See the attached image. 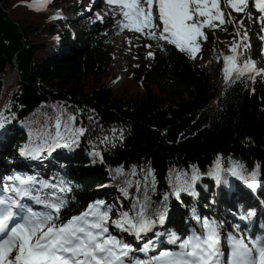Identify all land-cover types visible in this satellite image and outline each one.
Wrapping results in <instances>:
<instances>
[{
    "label": "trees",
    "instance_id": "1",
    "mask_svg": "<svg viewBox=\"0 0 264 264\" xmlns=\"http://www.w3.org/2000/svg\"><path fill=\"white\" fill-rule=\"evenodd\" d=\"M32 1L0 0L1 179L31 176L15 170L18 146L27 148L21 159L35 161L59 139L50 173L36 179L70 189L57 193L65 202L61 220L96 201L112 206L111 219L122 212L134 215L143 205L149 219L163 214L170 220L176 236L184 233L181 206L185 203L188 213L194 209L191 196L211 206L217 186L224 194L242 190L245 180H254L247 178L252 172L264 185V90H257L253 75L224 84L220 71L211 79L187 53L154 41L152 49L135 51L145 64L135 73L145 85L137 96L119 97L98 62L126 30L115 19H103L77 39L51 18V7H33ZM260 42L253 51L257 58L264 50V39ZM15 68L19 74L8 85ZM165 87L172 94H164ZM228 158L238 162L239 175L229 172ZM107 181L120 187L124 199L96 198L93 190ZM185 187L177 198L175 190ZM36 188L33 194L41 197L53 191ZM0 195L10 193L0 185ZM44 210L40 205L36 211ZM230 225L234 233L225 239L241 232L249 236L247 226Z\"/></svg>",
    "mask_w": 264,
    "mask_h": 264
},
{
    "label": "snow or ice",
    "instance_id": "2",
    "mask_svg": "<svg viewBox=\"0 0 264 264\" xmlns=\"http://www.w3.org/2000/svg\"><path fill=\"white\" fill-rule=\"evenodd\" d=\"M252 2L256 10L264 13V0ZM107 3L114 6V10L122 17L118 20L121 31L138 33L157 41L158 45L161 42L173 45L192 59L201 51V41L207 39L204 29L215 30L225 23H237L233 19V11L251 18L249 0H223L225 9L221 8L222 0H107ZM32 6L43 5L34 2ZM238 23L242 26L243 20ZM247 39V33L244 32L239 41L232 42L230 51L233 54L223 57V73L228 80L239 79L244 75L251 77L257 71L254 62L239 60L238 49L242 45L245 48L249 46L245 43ZM144 46L149 49L152 47L150 44ZM153 55V52H148L149 57ZM258 74H264V70ZM83 132L81 128L76 134ZM231 171L234 176L240 174L238 166ZM197 178L196 175L192 177L193 180ZM8 180L12 183L5 185L3 191L10 195L0 198V264H125L134 249L110 232L109 222L120 232L131 233L139 238L165 219L163 214L157 220L149 219L145 206L140 205L134 215L122 212L118 219L111 220L112 206L105 205L104 201H96L79 215L61 220L59 214L65 202L57 193L70 189L38 181L33 176L15 175L8 177ZM37 185L53 191L43 197L34 195ZM181 190L187 191V188H177L174 192L177 198ZM23 198H30L45 210L34 211L22 203ZM201 224L205 230L203 233H194L183 240L170 233V242L176 244L179 241L180 251L161 252L153 258V264H221L217 226L207 219L202 220ZM228 240L231 245L228 264H264V237L229 236ZM148 247L146 244L141 251H146Z\"/></svg>",
    "mask_w": 264,
    "mask_h": 264
},
{
    "label": "rangeland",
    "instance_id": "3",
    "mask_svg": "<svg viewBox=\"0 0 264 264\" xmlns=\"http://www.w3.org/2000/svg\"><path fill=\"white\" fill-rule=\"evenodd\" d=\"M56 1H58L57 3L59 5H63L67 1L72 2V3H67L69 6H70V4H74V5L77 4L75 2L76 0H61V1L55 0V2ZM34 2L38 3V5H43V6H37V7H51V10H50L51 18H54L55 20L58 21L57 24L61 27V29H64L66 32H70L77 39H81L83 32L85 31V29L88 27V25L90 23L96 22L98 20H103V19H115L118 22L119 19H122V17L119 15L118 11L114 10V6L109 5L107 3V0L103 1V4H102L103 9L102 10L99 9V11H98L99 13L97 12V13H94L93 15H90V14L85 15V13H87L90 10V8H92V3L95 2V0H92L91 2L88 3V5H85V7L81 8V9H79L80 8L79 5H75L76 9L78 8V11H76V12L73 11V12H68V13L64 11L62 6L54 4V0H43V1L33 0L30 5H33ZM67 4H65V5H67ZM252 4H253V2H252ZM221 8L225 9V5L221 4ZM84 9H87V10L83 11ZM251 10H250V12H252ZM234 14H236V12H234ZM261 15H262V17H264V13H261ZM252 16L254 17L253 13H251V17ZM246 17L247 16L244 13H241V18L239 16H237L238 20L236 19L237 20L236 21L234 19L237 23H225L222 27L217 28L215 30H211V29H207V28L204 29V31L207 35V39L201 41V51L199 53H197V56L195 58V62L199 67H201L205 72H207L210 75L211 79L218 78L220 76V74L218 75L217 71H220L221 77L219 79H221L222 82L224 84H226L225 82H227L228 79L225 78V75L223 76L222 71H223L224 65L222 66V64H221V63L224 64L223 57L233 54L230 51L232 42L234 40L239 41L244 32L247 33V37H248V39H247V41H245V43L249 46L247 48H245L242 45L238 49V51L240 53L239 60L241 61L244 58V56H248V57L253 58V59H254V57H256L255 55H253V51H256L257 47L260 46V44H261L260 39L264 38V20H259L257 23H253V24H247L246 26H244V28L240 29V25L238 22L240 20H243V23L246 22V19H248V17L247 18ZM225 19H227V10L225 11ZM224 29H226V30H224ZM119 37H123V41L121 40V38L119 39ZM129 41H131V44H129ZM118 43H119V46L121 47V50H120L121 54L122 55L126 54L128 56V58L130 59V61H129V64L127 66V68H128L127 76L125 77V79L121 83L116 85L113 81L114 80L113 79V56L115 53V48L118 45ZM146 44H150L153 47L154 46V40L144 38L138 33H134V32L126 30L125 33H122L120 36H116L113 39L112 45H111L110 49L108 50L106 57L99 60L98 63H100V65H101V70H104V75L102 77L109 78V80H110L109 87L113 90V93L115 95H117L119 97L120 96H124V97L137 96L138 91H140V87L142 89V85H145L143 79H139L135 73V70L138 67L144 68V66H145V64L142 62L141 58H139L135 54V51L149 50V48L144 46ZM140 46H141V49H140ZM152 47L150 49H152ZM217 54H219V57L222 58L221 61H220V58L217 57ZM252 62H254L255 69L257 70L256 73L252 74L253 79L257 83L256 88L258 91L264 90V74H258L261 72V70H264V50L262 51L260 58L254 59ZM147 64L148 65L151 64V61H148ZM16 75H18V74H17V70L15 68V70H13V72L11 73V79L8 82V85L13 81V79L15 78ZM224 80H225V82H224ZM100 81H102L101 78H99V83H100ZM161 91L164 94H172L171 93L172 90L169 87L162 88ZM143 92H145V91H143ZM182 94L183 95L187 94V90L183 89ZM59 143H61L59 139H57V141H55V143L54 142L51 143L48 146L47 151L43 154V156L36 159L35 161H32L29 158L21 159V156H25L24 154H25V150H27V148L25 146H22V145L18 146V149L14 153V158H13V162H12V163H14V166H16L15 170L26 169L27 172L30 173V175L35 177V178H37L40 174H42L44 176H48V174L50 173V170L52 168V165H53L52 164V154L59 147V146H57V145H59ZM226 165H227L228 169L230 170L229 172H231V170L234 167L238 166V162L236 160H234L233 158H228L226 160ZM255 174L256 173L252 172V173H249L247 175L248 179H254V180L253 181L245 180L246 185H243L244 187H242L243 188L242 190H241V187L238 188L239 190L237 188H235V190L234 191L232 190V192H229L226 190L225 194H224L221 186H217L216 189L214 190V197L215 196L216 197L214 198V201L211 202L212 203L211 206H208L207 204L200 203V200L196 196H193V197L191 196V198H192L191 199V205L195 209H193V211L191 213H188L186 210L183 209V205H182L181 208L186 212L184 214H182L181 216L184 218L185 223L190 224V227H192L193 230L190 232V234H187V231H184L183 235L178 236L180 238V240H183L187 236H191L194 233L197 234L198 230L200 232L197 235L203 233L205 230L201 224V221L204 219L209 220L210 222L214 223L217 226V231L220 234V239L221 238L223 239V237L225 238L227 235L234 233L231 225L229 224L231 221H233V219H234V221H233L234 224L241 225L242 227L247 226V224L249 223V225H250L249 238L264 237V233H263L264 230H258L259 232H262V233H260V235H258V236L255 235L257 233V230L253 227V223H254L253 220L245 222L244 220L241 221V220L235 219L234 218L235 216L234 217L230 216V217H233V219H231V218H229V215H231L230 212L235 215L234 211H232V209L234 207L233 206L224 207V206H226L227 201H229V203H230L229 198L234 197V196H238V195L240 196L242 194H246L247 192L248 193L250 192L253 194L259 190L257 188H260V191L263 192V193H260V197L261 198L264 197L263 182L260 179H256L257 174L256 175ZM11 183H9L8 179L4 180V179L0 178V185L3 187L5 185L11 184ZM109 184H111L110 181H107L104 185H101L100 187H97L93 190V193L95 194L96 198L98 200L107 199L109 202L111 200H113L116 203L119 202L118 201L119 198H121V200L124 199L121 196L122 190L120 189V187L116 189L115 187H113ZM216 191H217V193H219V194H217L218 196L215 194ZM242 196H244V195H242ZM0 197L3 198L2 195ZM217 197H218V200H217ZM26 201H28V205H30V207H32L33 209H37L38 207H40L39 204H36L35 201H32L30 198H27ZM197 217H199L200 219L195 220V218H197ZM219 218L221 220H219ZM115 219H118V217H114L111 220H115ZM246 219L249 220V217H246ZM161 225L162 224H158L155 227V230L150 229L148 232H146V234H144V236H146L148 234L147 237H150V239L152 241L151 245H153L155 248H157L156 247V240L157 239H158L157 241H159V243H161V246L158 247L154 252L145 256L146 262L153 261V258L155 256L158 257L161 252H164V249L166 247L170 246L168 244V241H170L169 240V234L172 233V231L170 230L168 222H166L165 225L162 226L163 228L161 227ZM156 228H158V229H156ZM261 228H263V227L259 226V229H261ZM109 230L113 235H116L118 238H120L122 240L129 238V237H127L126 232H120L119 229L114 228L111 225V221L109 222ZM157 230H161L163 232V233H160L161 238H158V236L154 234L157 232ZM118 234H121V235H118ZM128 235H130L131 237L134 236L131 233H129ZM241 236L247 237L246 235H243L242 232L239 233L238 237H241ZM142 239L143 238H141V240ZM224 241H225V239L223 240V243H224L223 245H221L222 243H220V248L222 247L223 252L224 251L226 252V248H230V250H231L230 243L227 244V242L226 241L224 242ZM142 244L145 246L146 242H143ZM178 244H179V241L175 245L178 246ZM174 246H170L169 249H171ZM138 248H139L138 250H140V248H142V247H138ZM173 252H176V251L173 250Z\"/></svg>",
    "mask_w": 264,
    "mask_h": 264
},
{
    "label": "bare ground",
    "instance_id": "4",
    "mask_svg": "<svg viewBox=\"0 0 264 264\" xmlns=\"http://www.w3.org/2000/svg\"><path fill=\"white\" fill-rule=\"evenodd\" d=\"M91 1L92 0H76L75 2L77 4H75V5H79V7H80L79 9H81V8L85 7V5H88V3L91 2ZM103 1L104 0H101V1L100 0H95V2H93L94 4H93L92 8H90V10L87 13H85V15H87V14L93 15L94 13H97L99 11V9L102 10L103 9V6H102ZM57 2L58 1L55 2V0H54V4L59 5ZM67 3H72V2L71 1H67L63 5H59V6H62L63 9H64V11L67 12V13L68 12H73V11L74 12L78 11V8L76 9V6L74 4H70V6H69ZM65 4H67L68 6L65 5ZM221 4H224L223 3V0H222V3ZM248 8L250 10L252 9L251 10L252 11L251 13L254 14V17L252 16L253 18L252 17L249 18L247 16L248 19H246V22H244L242 26L240 25V29L244 28V26H246L247 24L257 23L259 20H261L262 15H261V13L258 10H256L253 7L252 0H249ZM86 10L87 9H84L83 11H86ZM232 16H233V19H235V20L237 19L238 20L237 16H239L241 18V13H237L236 12V14H234V11H233ZM120 38L123 41V37H119V39ZM119 43H118V45L115 48V53H114V56H113V79H114L113 81H114V83L116 85H118L119 83H121L125 79V77L127 76V74H128V68H127V66L129 64V61H130V59L128 58V56L126 54H123V55L121 54V52H120L121 47L119 46ZM223 76H224V73H223ZM257 189H259L258 190L259 192L256 191L253 194L250 193V192L249 193L247 192L246 194H242L244 196H242V195L239 196L238 195V196L231 197V198H229L230 199V203H229V201H227L226 202L227 205L226 206L223 205V206L224 207H227V206L228 207L229 206H233L234 207L232 209V211H234L235 215L230 212L231 215H229V218L233 219V217L235 216L234 217L235 219H238V220H241V221L244 220L245 222L246 221L253 220V222H254L253 223V227L258 231V230H264V197H262V198L260 197V193H261L260 192V188H257ZM217 194H219V193H216V195ZM26 200H27V198H23L22 203H25L26 205H28V201H26ZM217 200H218V197H217ZM183 209L187 211L186 204H183ZM230 216H233V217H230ZM246 217H249V220H247ZM195 220H196V218H195ZM219 220H221V219L219 218ZM165 221L168 222V225L170 227V223L171 222L169 220L168 221L167 220H164V222L162 223L161 227L163 225H165V223H166ZM233 221H234V219H233ZM233 221H231V222H233ZM183 226H184V231H187V234H190V232L193 230V228L190 227V224H188V223H185ZM259 226H261L263 228L259 229ZM156 229H158V228H156ZM199 232L200 231L198 230L197 231V234ZM160 233H163V232L161 230H157V232L154 233V234L157 235L158 238H161L160 237ZM128 234L129 233H127V237H129L130 239L129 238L128 239L126 238L123 241L126 242V243H128V244H131V246L134 249V251H132L129 254V256L126 258L125 264H151L150 262H146L145 261L146 260L145 259V256L148 255V254H150V253H152V252H154L158 247L161 246V243H159V241H157L158 239L156 240V247L157 248H155L153 245H151L152 244V241H151L150 237H147L148 234L146 236H144V234H146V232L143 233L139 238H137L135 236H132L131 237ZM118 235H121V234H118ZM141 238H143V239L141 240ZM224 239H225L224 237H223V239L222 238L220 239V243H222L221 245L224 244L223 243V240ZM225 241L227 242V244H229V241L227 239H225ZM143 242H146V244L149 245V248H147L146 251H141V249L144 246L142 244ZM168 244L170 246H174L175 245V244H172L170 241H168ZM170 246L169 247H166L164 249V251H169V252H173V250L176 251V252H179L180 251V249H179V247L177 245H175L174 247H172L171 249H169ZM138 247H142V248H140V250H138L139 249Z\"/></svg>",
    "mask_w": 264,
    "mask_h": 264
},
{
    "label": "water",
    "instance_id": "5",
    "mask_svg": "<svg viewBox=\"0 0 264 264\" xmlns=\"http://www.w3.org/2000/svg\"><path fill=\"white\" fill-rule=\"evenodd\" d=\"M17 70V74H19V71H18V69H16Z\"/></svg>",
    "mask_w": 264,
    "mask_h": 264
}]
</instances>
